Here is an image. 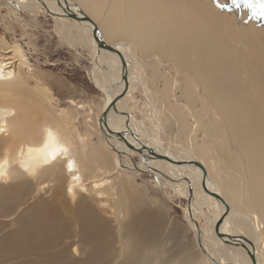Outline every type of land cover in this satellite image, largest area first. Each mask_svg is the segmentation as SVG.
Instances as JSON below:
<instances>
[{"label": "bare ground", "instance_id": "6f19581e", "mask_svg": "<svg viewBox=\"0 0 264 264\" xmlns=\"http://www.w3.org/2000/svg\"><path fill=\"white\" fill-rule=\"evenodd\" d=\"M10 1L23 11L49 10L59 28L76 32L77 45L91 48L94 79L106 96L101 112L107 104L114 103L101 121L109 131L104 136L96 135L105 145L103 150L113 153V168L108 167L102 179L91 181L97 194L105 193L99 189L109 185L112 175L121 170L124 158L143 155L138 163L154 169V181L189 200L183 208L184 218L198 239L206 264H252L249 252L256 264H264V32L258 27L264 26V16L243 6H232L231 0L217 4L211 0ZM84 16L96 25L102 42L121 52L125 80L120 81L119 56L98 47L92 23L83 20ZM7 46L0 39V51ZM7 52L10 55L3 52L0 57V145L14 148L11 159L17 167L8 168L10 148L6 149V155L0 158V180L23 174L51 175L57 168L68 178L67 195L87 192L83 176L86 167L62 114L51 115L52 97L46 89L22 87L21 72L13 68L16 53L12 48ZM137 52L146 62L137 59ZM163 64L176 77L162 71ZM142 65L151 69L145 80L140 73ZM158 77H162L161 88L156 86ZM169 86L180 90L187 106L179 102L178 111L169 106L166 112L162 100L153 102L156 93L162 94ZM136 89L153 99L144 103V133L135 128L141 122L133 116L128 119L132 107L127 105V99L135 98ZM186 114H190L191 121ZM162 124L178 127L179 131L175 145L164 139L167 149L162 142L155 145L154 134ZM198 131L204 135L209 132V140L199 144ZM116 132L122 133L127 144ZM181 142L183 147H179ZM219 150L224 158L217 156ZM192 159L206 171V190L220 195L224 202L204 191L199 165L175 162ZM128 166L139 168L137 164ZM225 209L227 213L218 230L231 235L236 245L226 243L214 231L213 225ZM199 218L205 219L202 226L198 225ZM129 245H123L122 251L133 252L135 247ZM138 262L141 261L133 258L126 264Z\"/></svg>", "mask_w": 264, "mask_h": 264}, {"label": "rangeland", "instance_id": "374dc122", "mask_svg": "<svg viewBox=\"0 0 264 264\" xmlns=\"http://www.w3.org/2000/svg\"><path fill=\"white\" fill-rule=\"evenodd\" d=\"M211 1L217 4L221 0ZM258 27L264 32L263 25ZM75 38L74 30L59 28L49 10L23 11L12 6L10 0H0V39L8 44L3 52L10 55L8 49H14L13 68L21 72L22 87L39 86L52 97L51 115L62 114L64 125L72 132L74 146L86 167L83 176L88 189L72 197L67 195L68 178L57 168L51 175L22 173L0 180V264H126L133 258L141 261L138 264H148L146 260L149 264H206L198 239L184 218L187 199L154 181V169L138 163L139 155L124 158L121 170L112 175L109 185L99 189L105 190L102 196L92 187V180L102 179L108 167L113 168V153L103 150L105 145L96 136L105 135L98 118L106 96L94 79L91 48L77 45ZM3 52L0 51L1 58ZM140 54L135 53L137 59L146 62ZM166 66H160L162 71L176 77ZM142 68L145 80L151 69L144 65ZM157 80L156 86L161 88L162 77ZM150 88L153 91V86ZM173 88L166 87L162 94L156 93L154 101L150 100H162L166 112L169 106L178 111L179 102L187 106L184 95ZM139 91L143 92L136 89L135 98L127 99V105L132 107L128 119L133 116L141 122L135 128L144 133V103L150 100ZM185 118L191 121L192 117L186 114ZM169 127L162 124L155 130V145L162 142L167 149L164 139L175 145L178 127ZM208 134L198 131V143L207 142ZM183 144L179 143V147ZM9 148L0 145V158ZM12 148L7 153L9 169L17 167L11 159L15 152ZM216 154L225 156L220 150ZM68 155L73 156L72 152ZM130 164H137L138 170L130 169ZM207 215L210 212L205 213L206 218ZM199 219L198 225L202 226L205 219ZM125 242L135 247L133 252L122 251Z\"/></svg>", "mask_w": 264, "mask_h": 264}, {"label": "water", "instance_id": "95a60500", "mask_svg": "<svg viewBox=\"0 0 264 264\" xmlns=\"http://www.w3.org/2000/svg\"><path fill=\"white\" fill-rule=\"evenodd\" d=\"M69 16L72 17V18H76V16H74V15H72V14H70ZM76 19H77V18H76ZM82 19H83V20H86V21L88 20L89 22H91V20H90L89 17H87V16H84ZM91 23H92V22H91ZM92 26H93V28H92V35H93V37H94V39H95V41H96L98 47H100V48H102V49H105V50L113 51V52H115V53L119 56L120 61H121V67H122V68H121V69H122V74H121L120 81L125 80V78H126L125 63H124V61H123V58H122V54H121V52H120L115 46H112V45H110V44L108 45V44L102 42V41L98 38V34H99V30H98V28L96 27V25H95L94 23H92ZM124 90H125V88H124ZM124 90H123V92H125ZM121 96H122V94H121ZM113 107H114V103H113V102H110L109 104L106 105V107L104 108V110H103V111L101 112V114L99 115V118H98L99 123H100L101 121H102V122L104 121L105 116H106V113L108 112V110H109L110 108H113ZM125 123H126V126H127V122H125ZM103 131H104V132H105V131L108 132L109 130H108L106 127H104V128H103ZM110 133H111V132H110ZM132 133H133V132H132ZM115 134H116V136L119 137L120 140L124 141V142L127 144V141L125 140V138L123 137V135H122L121 132H116ZM129 145H130L131 147H133L131 144H129ZM156 156H159V157H161V158L167 160L165 156H161V155H156ZM139 157H140L141 161L143 160L142 158H144L143 155H142V156H139ZM175 162H176L177 164H180V165L185 164V163H192V164H197V165H199V166L201 167L202 174H203L202 182H201V186H202V188L204 189V191L210 193V194H211L212 196H214L217 200H220V201L224 202L220 195H218V194H216V193H214V192H209V191L206 190V188H205V186H204V178H205V176H206V171H205V169L201 166V164H199V163L197 162V160L192 159V160L175 161ZM187 203H188V205H189V200H187ZM226 213H227V209L224 210L223 214H222V215L217 219V221L214 223V225H213V227H214V231L216 232V234H217L219 237H221L222 239H225L224 241H225L226 243L236 245L237 243H235V242L233 241L231 235H229V234H224V233H222V232H220V231L218 230V224H219L220 221H222V219L224 218V216L226 215ZM249 257H250L251 263H252V264H256L255 258H254V256L251 254V252H249Z\"/></svg>", "mask_w": 264, "mask_h": 264}, {"label": "snow or ice", "instance_id": "6c2138e0", "mask_svg": "<svg viewBox=\"0 0 264 264\" xmlns=\"http://www.w3.org/2000/svg\"><path fill=\"white\" fill-rule=\"evenodd\" d=\"M231 5L237 8L243 6L250 9L254 14L264 16V0H231ZM228 7V5H221Z\"/></svg>", "mask_w": 264, "mask_h": 264}]
</instances>
